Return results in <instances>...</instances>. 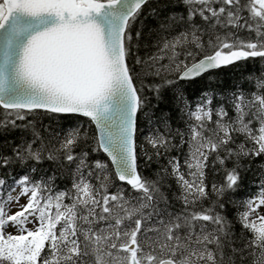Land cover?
<instances>
[{
    "label": "snow or ice",
    "instance_id": "1",
    "mask_svg": "<svg viewBox=\"0 0 264 264\" xmlns=\"http://www.w3.org/2000/svg\"><path fill=\"white\" fill-rule=\"evenodd\" d=\"M0 110V264H264V0H0Z\"/></svg>",
    "mask_w": 264,
    "mask_h": 264
},
{
    "label": "trees",
    "instance_id": "2",
    "mask_svg": "<svg viewBox=\"0 0 264 264\" xmlns=\"http://www.w3.org/2000/svg\"><path fill=\"white\" fill-rule=\"evenodd\" d=\"M149 23H152V21H149ZM144 51L145 50L142 49L141 54H143ZM147 51L151 52V51H154V49H148ZM260 68H261V65H260L258 60L255 64H253L251 61H249L247 63H241L240 68L235 69L234 71L220 73L218 78L215 79L213 86L220 88V89H228L233 84L234 80H237V81L239 80L241 72H243L245 75H247L248 73H250L252 71H255L257 74H259ZM204 83L206 84L207 82L205 81ZM203 86H204V84H197V85H194V86L188 88L187 89V95L189 96V98L193 99L194 96L197 94V89H200ZM244 86L247 87V84L245 83ZM170 107H171V103H170V96H169V102L168 103H162L161 108H163L167 111V110H169ZM3 118L4 117L2 115V110H0V119H3ZM173 126H175V124ZM18 135H19L18 132L9 133L8 135L0 134V152H3V153L9 152L10 150L5 146L6 140H11V141H13L14 144L18 143L19 142L18 141ZM171 154L175 155V152L173 151ZM260 163H261L260 157H257L253 161V170L245 174L244 188L236 194L237 198L243 199L244 197L248 196L249 194L256 192V190H257L256 185L260 181L259 172L261 171V169L258 167V165ZM155 168H156V165H155V163H153L151 166V170H155ZM8 170L9 169L0 168V176H4L5 172ZM11 171H12L13 175H15L19 172H22V169H20L19 165H12ZM144 174L149 175L150 170L144 169ZM66 182L67 181L65 179H61L58 177L56 180V185L63 187ZM173 190H175L174 185H173ZM166 195H168L170 197L171 193L170 192L166 193ZM235 211H236L235 208H232L231 206H229V213H228L229 219H232V214ZM235 231L237 233H239V225L235 226Z\"/></svg>",
    "mask_w": 264,
    "mask_h": 264
},
{
    "label": "rangeland",
    "instance_id": "3",
    "mask_svg": "<svg viewBox=\"0 0 264 264\" xmlns=\"http://www.w3.org/2000/svg\"><path fill=\"white\" fill-rule=\"evenodd\" d=\"M17 192H18V189H17ZM13 195L15 196L16 193L14 192ZM25 202H26L25 198L24 197H21L19 203L20 204H23ZM8 208H9V210L11 212H15V211L19 210L18 207L15 205V202H13V204L9 205ZM258 211H260L261 214H264V209H258ZM9 231H13V230L9 229Z\"/></svg>",
    "mask_w": 264,
    "mask_h": 264
}]
</instances>
